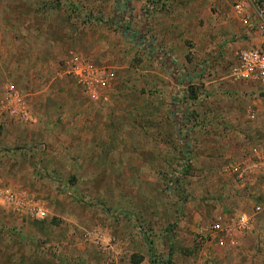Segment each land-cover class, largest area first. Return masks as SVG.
Here are the masks:
<instances>
[{"label": "rangeland", "instance_id": "374dc122", "mask_svg": "<svg viewBox=\"0 0 264 264\" xmlns=\"http://www.w3.org/2000/svg\"><path fill=\"white\" fill-rule=\"evenodd\" d=\"M242 32L230 0H0V190L46 212L0 198V264H264V95L230 77ZM76 55L111 76L94 96ZM240 215L252 228L207 233Z\"/></svg>", "mask_w": 264, "mask_h": 264}, {"label": "built area", "instance_id": "2783aa9c", "mask_svg": "<svg viewBox=\"0 0 264 264\" xmlns=\"http://www.w3.org/2000/svg\"><path fill=\"white\" fill-rule=\"evenodd\" d=\"M233 13L243 28V38L251 43L250 48L240 50L234 55V61L230 69V77L236 82L252 85L264 95V0H230ZM69 71L78 84L87 94L95 95L96 89L103 88L110 74L89 64L79 56H72L69 63ZM14 103L20 105V100L14 99ZM14 114V110L11 111ZM19 115L25 117V112L19 110ZM252 114L250 118H253ZM0 198L11 209L24 213L29 218L41 221L46 217L44 209L25 193H12L0 190ZM260 209L256 208L258 212ZM251 220L245 215L236 216L232 226L226 220L218 216L210 226L209 234H215L219 238V244L223 243V237L227 238L248 230Z\"/></svg>", "mask_w": 264, "mask_h": 264}, {"label": "crops", "instance_id": "0c3cea01", "mask_svg": "<svg viewBox=\"0 0 264 264\" xmlns=\"http://www.w3.org/2000/svg\"><path fill=\"white\" fill-rule=\"evenodd\" d=\"M253 225H254V222H253V223L251 222V225H250V227L252 228V226H253Z\"/></svg>", "mask_w": 264, "mask_h": 264}]
</instances>
